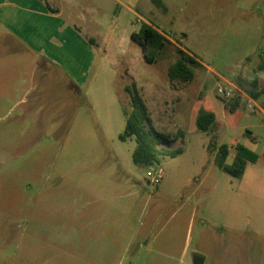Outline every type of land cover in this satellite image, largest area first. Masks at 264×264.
I'll list each match as a JSON object with an SVG mask.
<instances>
[{"label": "rangeland", "instance_id": "374dc122", "mask_svg": "<svg viewBox=\"0 0 264 264\" xmlns=\"http://www.w3.org/2000/svg\"><path fill=\"white\" fill-rule=\"evenodd\" d=\"M68 1L82 52L0 35V264H179L198 245L201 264H264V0H159L164 12L152 0ZM144 23L170 41L155 63L130 38ZM98 35L107 52L90 43ZM177 47L201 64L191 83L167 77ZM132 85L149 127L170 137L159 148L181 150L161 157L157 186L132 161L134 138L119 139ZM203 111L216 115L208 131ZM233 142L246 150L240 177L215 163L222 145L233 162Z\"/></svg>", "mask_w": 264, "mask_h": 264}, {"label": "trees", "instance_id": "16d2710c", "mask_svg": "<svg viewBox=\"0 0 264 264\" xmlns=\"http://www.w3.org/2000/svg\"><path fill=\"white\" fill-rule=\"evenodd\" d=\"M152 2L161 8L163 12L166 10L159 0H152ZM130 38L141 47L143 58L148 63H155L157 55L170 44L165 34L159 32L147 23H144L136 32H132ZM176 53L178 54V60L168 67L167 77L171 83H191L194 79L193 68L201 64L193 55L185 50L177 47ZM258 84L259 81L254 79L250 85L256 88ZM125 91L129 95V101L128 107L123 106L126 123L124 132L119 135V139L125 142L128 138H134L133 163L148 168L154 164H159L161 157L164 155L176 157L181 154V150L179 149L169 151L159 148L161 145L169 144L170 137L157 133L149 127V112L137 92L135 85L125 87ZM249 95L254 97L255 93L251 90L249 91ZM239 97L237 96L234 100L235 102L231 103L230 107L232 110L239 105ZM215 121L216 115L213 112L203 111L198 114L196 125L201 131H208L213 127ZM235 150L237 154L234 156L233 162L227 164V159L230 155L229 147L222 145L216 155L215 163L225 173L233 177H240L246 169V163L241 157V153L246 152V150L240 143L235 144ZM194 258L195 264H201L203 262V256L201 254H194Z\"/></svg>", "mask_w": 264, "mask_h": 264}, {"label": "crops", "instance_id": "0c3cea01", "mask_svg": "<svg viewBox=\"0 0 264 264\" xmlns=\"http://www.w3.org/2000/svg\"><path fill=\"white\" fill-rule=\"evenodd\" d=\"M69 8L71 7L68 0H0V35L8 37L12 43H22L28 48H34V50L37 48L34 47L35 44H50L62 41L64 43L68 42V46L72 49L79 48L82 52V48L78 43L81 45H86V43L81 38L80 32H77V30H81V27L79 29L71 19L64 17L63 11ZM68 20H71L72 23H69ZM98 37V40H93V37H91L90 43L93 44L97 52H107L110 39L100 35ZM257 80L262 81L261 78H257ZM243 81L246 80L243 78ZM246 98L250 101L251 97L246 95ZM236 143L233 142L232 145ZM200 221L206 223L204 219H200ZM207 238L210 250L216 251L220 257H224L228 250L226 244L223 243L224 247L222 249L221 246L219 248L215 245L212 236L211 238L207 236ZM195 248L191 252L190 258H187L188 250L184 247L179 257V264H192L195 262L194 254L203 255L205 261L207 258L205 250L201 249L199 245ZM167 257L172 258L168 255Z\"/></svg>", "mask_w": 264, "mask_h": 264}, {"label": "built area", "instance_id": "2783aa9c", "mask_svg": "<svg viewBox=\"0 0 264 264\" xmlns=\"http://www.w3.org/2000/svg\"><path fill=\"white\" fill-rule=\"evenodd\" d=\"M217 94L225 100H231L234 96V88L230 84L225 86L219 85L217 88ZM146 176L151 184L155 186L159 185L162 179V170L159 167V164H154L148 167Z\"/></svg>", "mask_w": 264, "mask_h": 264}]
</instances>
